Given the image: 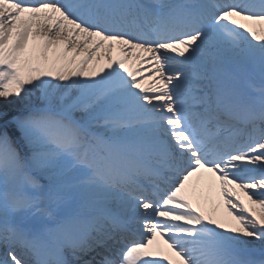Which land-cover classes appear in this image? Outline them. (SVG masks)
Here are the masks:
<instances>
[{
	"label": "snow or ice",
	"instance_id": "6c2138e0",
	"mask_svg": "<svg viewBox=\"0 0 264 264\" xmlns=\"http://www.w3.org/2000/svg\"><path fill=\"white\" fill-rule=\"evenodd\" d=\"M241 20L264 0H0V264H264V87L241 81L264 24ZM202 171L227 217L185 194Z\"/></svg>",
	"mask_w": 264,
	"mask_h": 264
},
{
	"label": "bare ground",
	"instance_id": "6f19581e",
	"mask_svg": "<svg viewBox=\"0 0 264 264\" xmlns=\"http://www.w3.org/2000/svg\"><path fill=\"white\" fill-rule=\"evenodd\" d=\"M239 19V18H238ZM241 23H244L250 27L259 29L264 22L258 21H244L241 20ZM116 55V53H114ZM138 61L135 56L129 58L126 66L135 68ZM150 69L145 66L142 75H144V85L147 86L149 82H151L152 77L147 75V72ZM220 184L217 179L216 174L209 175L206 171H202L198 176H194L189 181L188 186L185 189V194L189 195V197L193 200L194 206H199L206 213H210L213 210L214 205H219L218 217H227V210L223 204V197L220 194ZM238 189V194L244 200L245 204L249 207H252L251 202L246 199L247 197L244 195V191L240 188ZM259 211L258 207L256 209ZM160 247L167 253V246L163 243V240L159 237L157 238ZM4 249L0 247V255H3Z\"/></svg>",
	"mask_w": 264,
	"mask_h": 264
},
{
	"label": "rangeland",
	"instance_id": "374dc122",
	"mask_svg": "<svg viewBox=\"0 0 264 264\" xmlns=\"http://www.w3.org/2000/svg\"><path fill=\"white\" fill-rule=\"evenodd\" d=\"M142 230H140V229H138L137 230V235H140V232H141Z\"/></svg>",
	"mask_w": 264,
	"mask_h": 264
}]
</instances>
